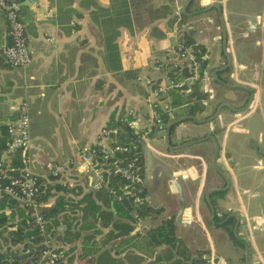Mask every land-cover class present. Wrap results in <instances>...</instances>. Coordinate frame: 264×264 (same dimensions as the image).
Segmentation results:
<instances>
[{"label":"crops","instance_id":"crops-1","mask_svg":"<svg viewBox=\"0 0 264 264\" xmlns=\"http://www.w3.org/2000/svg\"><path fill=\"white\" fill-rule=\"evenodd\" d=\"M132 1L137 4L127 0L128 7L119 9L131 24L118 26L119 67L113 68L97 8H105L106 15L113 0H19L33 54L19 68L0 54V124L16 117L19 101H26V166L41 176L60 171V182L74 185L77 193L68 194L78 198L93 188L87 165L73 155L106 143L100 130L114 117L126 115L145 125L153 100L145 78L162 80L167 69L160 62L173 61V47L185 34L201 45L204 64L185 92L187 101L169 103L177 111L167 109L161 115L163 130L140 143L144 199L161 208V214L139 219L129 235L172 215L175 234L190 256L201 253L207 264H264V0H190L185 8L186 0ZM212 1L219 3L220 12L207 8ZM171 34L175 40L169 45ZM6 40L0 8V45ZM176 92H168L169 100ZM218 187L224 188L214 189ZM59 193L49 196L44 207ZM228 217H233L230 229L224 226ZM123 237L110 240L113 248L109 243L101 247L109 252L103 261L97 251L74 256L72 264H108L110 259L127 264V253L134 254L130 259L135 264H144L166 248H130L119 241ZM73 244L76 250L80 239Z\"/></svg>","mask_w":264,"mask_h":264},{"label":"trees","instance_id":"trees-1","mask_svg":"<svg viewBox=\"0 0 264 264\" xmlns=\"http://www.w3.org/2000/svg\"><path fill=\"white\" fill-rule=\"evenodd\" d=\"M134 2L137 4L136 1L132 0L130 4L133 5ZM127 4V0H113V3H111L112 10L106 15H104L105 8L97 7L102 15L98 23L103 31L105 48L113 68L119 67L115 41L118 34V26L120 24H131L130 16H124L122 14L123 10H119L120 8L126 9L128 7ZM178 28L177 24V30L179 31ZM179 40L184 45H189L200 59L201 64H204V59L201 57L202 47L200 44H194L192 39L181 33ZM160 63L172 76L189 73L185 66L174 65L173 61ZM183 92L180 90L174 94L172 99L169 100L168 98L169 103L176 105L187 101L186 98L189 93L184 92L185 95L182 96ZM160 113L162 117L166 115V111H160ZM105 128L108 129L107 135L110 142L115 140L120 143L135 145L134 148L128 151L118 152L117 157L125 159L132 154H136L140 170L143 171L144 152L138 142V134L134 133L132 128L119 121L118 117L112 118L105 125ZM6 137V124H0V152ZM91 147L97 153L99 145L94 144ZM96 158L97 162L104 168L103 181L99 188L82 193L78 198L68 194L70 192L77 193L78 190L74 185L67 187L66 183L60 182V171L48 172L46 176L36 174L38 190L35 198L39 202L44 203L49 196L56 192H61L55 196L52 205L41 207L40 210L43 217V228L41 230L38 224L34 222L33 216L29 214V210L22 207L13 197L0 192L1 262L3 261L6 264H47L43 260H39V250L44 246L43 241L45 239L50 240L51 247L54 250H59L63 253V257L56 260L53 264H72L74 256L80 259L87 255L95 254L97 251V259L103 261V254L109 252L105 248L100 250L101 247L109 243V247L113 248V243L110 240L118 236H124L119 241L124 242V245L130 248L137 247L138 250L151 245L164 244L166 246L163 253L157 254L152 260L144 264H203L204 260L201 257V253H197L196 256H190V253H186L182 240L175 234L172 215L161 218L154 226L147 228L144 232H135L129 235L139 219L144 217L157 218L161 214V208L149 205L144 198L139 205H133L129 198L119 195L116 186L122 182L121 178L112 172L111 162L104 161L98 154ZM25 166L23 153L17 151L8 162V171L18 174ZM111 189H114V192ZM62 191L66 192V194L64 195ZM144 194L145 188L143 186ZM7 206L11 209L9 212H5V207ZM18 206H20L21 211L18 210ZM15 214L17 215L15 216ZM224 224V226L229 225L230 229L233 224V217H228ZM59 225L63 227L58 229ZM81 232L84 233L81 235ZM229 233H231V230ZM77 238L80 239V244L75 250L76 245L73 242ZM140 239H143V241H140ZM25 249L27 250L25 251ZM133 255V253L126 254L127 264L136 263L130 259ZM143 255H146V253H143ZM108 264L118 263H116L115 259H110Z\"/></svg>","mask_w":264,"mask_h":264},{"label":"built area","instance_id":"built-area-1","mask_svg":"<svg viewBox=\"0 0 264 264\" xmlns=\"http://www.w3.org/2000/svg\"><path fill=\"white\" fill-rule=\"evenodd\" d=\"M19 0H0V8L3 11L7 26L8 40L0 45V54L4 61L12 67H24L32 58L33 50L27 42L25 35L24 23L19 13ZM174 58L173 64L185 66L189 71L186 75L172 76L167 71L161 81L146 79L152 93V112L146 117L145 125L138 126L132 118L126 115L118 116L119 121L133 129L138 134V142L144 141L149 133L161 131L164 128V122L160 111H167L168 92L172 90L190 92L194 82L199 77L201 71V61L197 57L194 50L189 45H184L178 40L173 47ZM18 115L16 118L6 123L7 137L4 141L3 148L0 152V192L6 193L13 197L22 207L29 210V214L33 216V220L38 224L39 229L43 228L41 207L44 203L39 202L36 198L38 190L37 177L27 166L18 174L8 171V162L17 151L23 153V160L27 164L29 154V115L27 112L26 101H19ZM108 129L102 127L100 135L108 138ZM135 145L120 143L115 140L99 144L97 153L92 147H83L73 155L76 161L84 162L90 173V185L93 189L99 188L103 181V166L97 162V154L104 161L111 162L112 172L117 174L122 182L118 183L116 188L119 195L130 199L133 205H139L144 198L143 195V171L137 162L136 154L130 155L128 158L122 159L117 157L118 152L128 151ZM111 159V160H108ZM53 172L54 169H53ZM114 192V189H111ZM43 247L39 250V260H43L47 264H53L56 260L63 257L62 251L54 250L51 247L49 239L43 241ZM27 249H25L26 251ZM0 264H6L1 262ZM204 264H207L204 261Z\"/></svg>","mask_w":264,"mask_h":264},{"label":"water","instance_id":"water-1","mask_svg":"<svg viewBox=\"0 0 264 264\" xmlns=\"http://www.w3.org/2000/svg\"><path fill=\"white\" fill-rule=\"evenodd\" d=\"M33 1H35V0H23V2H25V3H27V2H33ZM189 1H190V0H186V1H185L184 5H183V8L186 7V5L188 4ZM201 3H203V0H201ZM207 6H208L207 8H214L217 12H220V11H221V7H220V5H219V3H218L217 1H212V2H210L209 5H207ZM194 91H196V93H197L198 95L203 96V94H201V92H200L198 89L194 88L193 92H194ZM173 122H174V121H172V120L168 121V123H167V125H166V128H165V137H166V135L168 134L169 127L173 124ZM225 182H226V184H228L227 179H226ZM221 188H224V187H218V188H214V189H221ZM210 190H213V188H212V189H209L208 191H210ZM208 191L206 192V194L208 193ZM211 214L213 215V211H212V209H211ZM212 220H213V219H212ZM235 225H236V222H235L234 227H233V232H234V233H235ZM240 241H241L242 243H244L242 240H240ZM244 246H245V245H244Z\"/></svg>","mask_w":264,"mask_h":264},{"label":"rangeland","instance_id":"rangeland-1","mask_svg":"<svg viewBox=\"0 0 264 264\" xmlns=\"http://www.w3.org/2000/svg\"><path fill=\"white\" fill-rule=\"evenodd\" d=\"M161 8H162V10H164V9H168V6L162 5ZM161 8H160V9H161ZM159 29H160V27H159ZM174 40H175L174 35H172V34H171V35H168V44H169V45H172V44L174 43ZM167 109H168V110H171L172 112H176V111H177L176 107H173V106H171V105H169V104L167 105ZM14 118H16V117H14ZM14 118H13V119H14ZM11 120H12V119H11ZM9 121H10V120H9ZM7 122H8V121H7ZM7 122H6V123H7ZM29 157H30V156H29ZM54 171H56V170L54 169ZM50 172L54 173L53 170H51ZM67 175L69 176V174H67ZM1 249H3V248H1Z\"/></svg>","mask_w":264,"mask_h":264},{"label":"flooded vegetation","instance_id":"flooded-vegetation-1","mask_svg":"<svg viewBox=\"0 0 264 264\" xmlns=\"http://www.w3.org/2000/svg\"><path fill=\"white\" fill-rule=\"evenodd\" d=\"M163 122H164V121H163ZM164 125H165V123H164ZM220 219H223V216H222Z\"/></svg>","mask_w":264,"mask_h":264}]
</instances>
